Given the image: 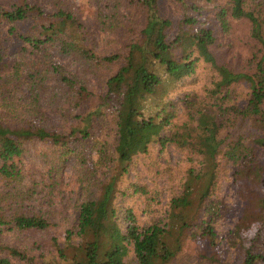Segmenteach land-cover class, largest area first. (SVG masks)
Returning <instances> with one entry per match:
<instances>
[{"label": "trees", "instance_id": "trees-1", "mask_svg": "<svg viewBox=\"0 0 264 264\" xmlns=\"http://www.w3.org/2000/svg\"><path fill=\"white\" fill-rule=\"evenodd\" d=\"M166 1L178 9L175 19L166 16L162 0L106 4L108 12L97 15L99 30L115 40L102 48L68 0L0 2V34L7 28L15 55L29 58L11 59L0 36V252L23 264H130L131 248L133 264H186V244L205 240L211 254L193 264H264V0ZM198 2L217 9L219 32L200 20ZM233 21L247 23L257 44L240 71L217 58L232 48ZM55 58H69L81 75H65ZM98 70L103 89L96 95L89 77ZM200 75L198 91L169 96L184 83L198 86ZM53 77L70 107L54 113L57 124L47 122L38 98ZM243 124L253 130L249 136L241 132ZM96 128L113 131L111 147L92 138L103 135ZM35 143L53 149L50 193L72 157L86 176L94 172L91 165L108 169L76 206V232L67 229L61 243L50 238L55 256L49 260L6 242L11 233L55 227L49 212L32 205L44 186L22 156ZM170 150L179 154L175 164L165 155ZM138 165L140 179L129 180ZM225 165L242 203L226 237L232 261L216 244V224L229 214L218 194ZM162 193L168 203L161 220L144 222L125 205L131 197L157 201ZM0 264L11 260L0 254Z\"/></svg>", "mask_w": 264, "mask_h": 264}, {"label": "rangeland", "instance_id": "rangeland-1", "mask_svg": "<svg viewBox=\"0 0 264 264\" xmlns=\"http://www.w3.org/2000/svg\"><path fill=\"white\" fill-rule=\"evenodd\" d=\"M2 0H0L1 2ZM78 11L79 19L87 26L91 32V37L94 38V41L97 46L102 48L103 46H108L110 43L114 42V38L107 36L100 32V23L98 21V12L104 10L108 12V9L105 8V5L113 4L115 0H68ZM256 2V0H254ZM201 7L200 20L205 23V25L215 28L219 32L220 27L218 22L215 19L214 12L217 9H214V5H209L208 3L198 2ZM43 10L46 13H52L49 5L42 4ZM161 7L170 19H175L179 14L178 9L170 2L162 0ZM123 9V7L121 8ZM100 14V12H99ZM232 28L229 32V42H232V48L229 50V47H224L222 49V54H217L219 61L224 62L227 66L231 67L234 70L240 71L243 70L246 66V60L251 57V53L256 51L257 44L250 39L249 36V25L245 22H231ZM7 28L1 30V38L7 40L6 43L10 46V56L11 59H19L22 61L28 56H18L15 55L14 42L11 38L6 36ZM223 59V60H222ZM28 62V60L26 61ZM56 64L61 66V71L65 75L77 74L81 75L78 67L71 61L69 58H55ZM29 65V63L25 64ZM102 73V74H101ZM103 71L98 70L97 74L89 77V86L91 90L99 95L103 89ZM198 86H190L188 83H184L177 87L176 92L172 91L169 93V96L175 100L180 98L183 95L184 91L190 92V88H195L197 91L204 84V78L202 75L199 77ZM47 85L50 86L48 91L40 92L38 95L40 108L45 112V116H48V123L57 124L60 121V117L56 116L54 113L58 110H63L65 107L70 108L66 104V100L63 97L61 91L60 82L56 77H53L50 83ZM202 88V87H201ZM190 90V91H189ZM54 107H57L56 110H53ZM44 121V120H42ZM46 121V120H45ZM98 128H96L97 130ZM241 132L246 136H249L253 130L248 128V124H243L241 126ZM102 130L99 129L96 131V134H100ZM102 136L95 135L92 138L99 142L107 143L108 146H112L113 131L106 129L103 130ZM101 138V139H100ZM102 140V141H100ZM52 146L49 144H40L35 143L27 147V150L22 156V161L24 166L27 169L34 168L32 170V178L37 180V184H42L44 189L41 191L39 198L32 203L34 210L36 212L47 211L51 214V222L55 223V227H52L48 231H25L20 233H11L7 235L6 242L10 246L19 247L25 249L32 254H43V256L49 260L50 256L53 258V248L50 246V238L55 236L58 239V242L61 243L65 236V231L68 229L70 231L76 232V206L78 203L87 195L91 194L96 190L95 186L97 181H101L103 177L106 176L108 169L105 164L96 166L93 170L92 176H86V171L79 169V165L74 157L65 162L63 171H62V183L59 187L53 190L51 193L48 189V184L50 180L48 176V168L51 165L52 159ZM87 151L90 152L91 162L96 158L95 150L89 148ZM86 151V152H87ZM155 153V150H152ZM166 157L171 161L172 164H175L179 159V154L175 151L170 150L167 152ZM94 164V163H93ZM138 170H132L129 175V180L140 179L141 169L138 165L136 167ZM145 169V168H144ZM146 171V169H145ZM232 168L229 165H225L219 176L218 184V194L219 198L223 199V202L228 208V216L216 224V244L218 250L227 261H232L234 259V252L229 250L228 244L226 242V237L228 232L233 227V224L236 221V214L233 216L234 210L242 207L241 199L238 197L237 187L233 184L232 181ZM145 176V177H144ZM142 175V181L152 187V184L148 181L147 175ZM168 195L162 193L160 198L152 202L142 203L139 199L136 198H127L125 205L129 208H132V211L137 215V218H140L144 222H149L153 220H161L166 211V205L168 203ZM233 216V217H232ZM1 255L8 257L11 260V264H23L18 260L12 259L10 256L0 252ZM209 256L211 254V246L205 240L189 241L182 251V258L186 264H193L199 260L200 255ZM128 260L130 264H133V255L131 253V248L128 254Z\"/></svg>", "mask_w": 264, "mask_h": 264}]
</instances>
